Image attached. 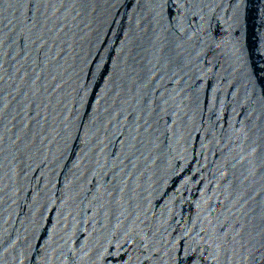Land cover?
I'll list each match as a JSON object with an SVG mask.
<instances>
[{
    "label": "water",
    "instance_id": "water-1",
    "mask_svg": "<svg viewBox=\"0 0 264 264\" xmlns=\"http://www.w3.org/2000/svg\"><path fill=\"white\" fill-rule=\"evenodd\" d=\"M0 264H264V0H0Z\"/></svg>",
    "mask_w": 264,
    "mask_h": 264
}]
</instances>
